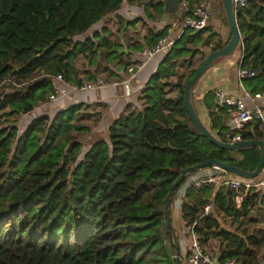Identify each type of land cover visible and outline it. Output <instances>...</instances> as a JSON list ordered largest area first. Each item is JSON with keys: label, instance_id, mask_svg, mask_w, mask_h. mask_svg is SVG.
Listing matches in <instances>:
<instances>
[{"label": "trees", "instance_id": "16d2710c", "mask_svg": "<svg viewBox=\"0 0 264 264\" xmlns=\"http://www.w3.org/2000/svg\"><path fill=\"white\" fill-rule=\"evenodd\" d=\"M181 1L192 6L201 0ZM122 4L123 0H0V264H175L172 248L168 252L164 246L168 237L177 243L172 226L169 233L166 224L165 199L181 172L206 160L248 172L257 165V148L218 149L192 125L183 108V88L196 69L183 84L181 77L175 84L168 82L177 75L178 61L191 58L192 48L209 43L214 35L208 27L180 37L142 90L141 110L118 118L108 128L107 139L94 142L87 151L68 135L79 131L72 122L76 107L52 120H33L18 133L17 122L10 118L38 107L52 92V77L62 75L80 85L74 60L113 50L114 43L99 31L78 43L73 39L119 12ZM141 7L150 21L149 9L157 21L164 17L161 0ZM236 20L240 68L257 73L241 83L255 95L264 92V0H248ZM166 29L150 31L147 47L164 37ZM222 47L216 45L210 52ZM139 49L134 47V53ZM120 64L129 66L127 61ZM35 73L46 77L28 84ZM11 78L26 85L3 90L1 84ZM167 88L179 89V95L167 98ZM212 99L213 95L204 99L210 122L205 127L226 142V116L212 111ZM258 128L259 123H250L238 135L242 141H262ZM241 194L230 188L188 193L181 219L185 230L195 223L203 247L210 239L219 241L217 261L263 264L264 229L249 216L256 212L264 223V188L249 190L237 208L235 197ZM207 204L210 212L200 218ZM219 218L251 229H224Z\"/></svg>", "mask_w": 264, "mask_h": 264}, {"label": "crops", "instance_id": "0c3cea01", "mask_svg": "<svg viewBox=\"0 0 264 264\" xmlns=\"http://www.w3.org/2000/svg\"><path fill=\"white\" fill-rule=\"evenodd\" d=\"M133 9L135 10L136 15L130 18L129 14L134 11ZM136 10H138L136 7H131L130 5L123 3L119 12L115 14L116 17L112 18L113 20L121 21L122 24H124V27L122 26V30L127 29L129 31L131 29L134 34L139 35L138 38L128 44L122 43L121 41L117 48H113V50H109L107 52L101 50L94 59L87 58L91 62L89 64H86V61L84 60L82 64H84V62L85 64L81 67L74 66L76 78L81 82L80 85L94 81L95 79H102L106 83V86L94 92H81L73 91L69 88L68 85H78L76 83L67 82L65 79L64 80L67 84L56 82V85L62 91L63 96L57 104L48 108L42 107L41 110L35 108L32 112L27 114L29 116L32 114V117H29V119L25 122L26 127L33 120L41 117H46L49 120H52L58 113L64 112L72 107H76L77 110L76 115L74 116V121L79 123L84 122L83 125L77 126V129L84 134L85 140L81 141L80 143L82 148L87 146L83 150V152H85L94 142L107 139L108 128L118 118L125 116L129 111L134 109L141 110L142 90L145 88L149 78L155 74L158 65L166 55H156L151 61L145 64L142 70L137 73L136 77L129 83H125L126 79H128L126 69L135 66L138 62V59L134 57V47L140 46L141 48H146V38L148 35H150V31L156 32L163 30L164 28L169 27V25L164 17L159 22L155 20L157 21L156 23L155 21L147 22L148 19L142 15L143 13L141 11L136 12ZM133 21H137L134 23L135 27H133L137 28V31H133L132 28L128 27V25L134 26V24H131ZM100 22L97 23V28L101 25L103 26L105 21ZM144 23H153L158 27H156V29L151 26L146 27L144 26ZM141 26H144L146 30L144 29L139 32ZM93 27L88 33L84 34L86 37L91 36L92 32L97 31H93ZM98 31L100 32V30ZM215 31L221 34V45L225 46L230 39L229 28L222 26ZM100 33L103 36V32ZM76 38H74L73 41ZM210 50H204L206 52L205 54L210 53ZM112 51L116 52V56H106V53L110 54ZM102 54H104V59H102ZM235 54L236 53H234L229 59H225L221 62H216L213 64L202 75L196 84L198 94V110H196V112L205 125L210 126V122L208 119L207 109L204 106V99L211 94L213 95V91L215 89H221L231 97H244V93L246 91L243 88L241 81H239L237 77L242 50L239 49L237 55ZM122 61L129 62V66L125 68L122 64H120ZM202 61H200L197 68L200 66ZM98 67L101 69H98ZM98 70L101 71L100 74L96 72ZM92 74L93 79H90ZM244 103L248 109L253 107L250 101L246 99H244ZM256 105L259 107H264V99L257 101ZM172 213L174 219L177 222V229L174 232V237L182 241L180 238V232L183 233V231L186 230L181 219V213L174 211L171 207V219Z\"/></svg>", "mask_w": 264, "mask_h": 264}, {"label": "built area", "instance_id": "2783aa9c", "mask_svg": "<svg viewBox=\"0 0 264 264\" xmlns=\"http://www.w3.org/2000/svg\"><path fill=\"white\" fill-rule=\"evenodd\" d=\"M212 0H201L192 6L181 1L180 9L183 13V20L181 23L173 22L169 27H166V35L159 38L152 47H146L137 50L134 53V57L138 59L135 66L127 68L126 74L128 79L125 83H129L133 80L137 73H139L146 63L151 61L156 55H167L180 37L185 33L199 34L203 32L209 23L210 17V2ZM233 13L236 16L238 11L244 9L248 3V0H231ZM180 24V25H178ZM180 26V31L176 36L174 33ZM242 60V55L240 63ZM257 75L254 71H242L239 64L237 77L239 81L243 78L255 77ZM52 92L41 103L42 107H50L58 103L63 96L62 91L56 85V82H62L67 84L62 75L52 77ZM31 82H34L31 81ZM7 83L16 87H23L26 83H15L11 78L5 80L1 85ZM73 91L81 92H93L106 86V83L102 79H95L94 81L83 83L81 85H68ZM244 99L250 101L253 105L251 109H248L244 103ZM264 99V92L251 95L248 92L244 93L243 98L228 96L221 89H215L213 91L212 99V111L219 116H226L225 127L227 128V134L225 136L226 142L236 143L242 142L238 133L248 124L257 122L259 123V131L264 134V107H259L256 102ZM264 142V139L262 140ZM260 180L255 182L253 180H238L229 179L228 173L218 166H210L201 169L191 174L185 182L176 190L171 207L173 210L180 212L186 194L200 191L205 188H215L216 190L230 188L232 190H238L242 194L235 197L236 207L239 208L242 198L249 190L264 188V164L260 170ZM211 204H207L202 211L200 218L207 216L210 212ZM195 223L186 230L187 241V255L184 257L185 264H236L234 261L219 262L212 259L204 250L200 243L199 238L194 232ZM264 264V263H263Z\"/></svg>", "mask_w": 264, "mask_h": 264}, {"label": "rangeland", "instance_id": "374dc122", "mask_svg": "<svg viewBox=\"0 0 264 264\" xmlns=\"http://www.w3.org/2000/svg\"><path fill=\"white\" fill-rule=\"evenodd\" d=\"M153 1L156 2V1H159V0H123V3L124 4H128L131 7L132 6L133 7H136L138 9V10H136V12L137 11H141L143 13V10H142V7L141 6L144 3L147 4L148 2H153ZM161 1H163V0H161ZM148 11L150 12V14L153 17V21L152 22H154L155 20H157L156 14L154 12H152L150 9ZM135 15H136L135 10L132 13L129 14L130 18L134 17ZM142 15L144 16V14H142ZM112 17H116V15L113 14L110 17L104 18L102 20V21H105L103 23L104 28H103L102 25L97 28V25L98 24H96L93 27L94 28L93 31L94 30H97V31L100 30V32H101L102 29H105L107 32L106 33H103V36L106 37L107 39H109L111 42L114 43V48H117L118 47V44L121 43V41H122V43L128 44V43L134 41L136 38L139 37V35L138 34H134L131 31V29L129 31L127 29L126 30L125 29L122 30V26L124 27V24H122L121 21L113 20ZM164 18L167 21V23H168L169 26L173 23V19L169 15L164 14ZM136 22L137 21H133V23H131V24H134ZM147 22H151V21H148L147 20ZM156 22L157 21H155V23ZM178 25H180V24H178ZM144 26H146V27L147 26L148 27L151 26L154 29H156V27H158L157 25H155L153 23H144ZM144 26H141V28L139 29V32L141 30H144L145 29ZM222 26L228 28L226 19L223 16L222 0H212L210 2V17H209L208 28H209V34L211 33L214 36L209 40V43L206 46L199 45L195 49L192 48L193 51H195V52L193 53V55H192L191 58H188L187 57L184 60L178 61L179 62V67L177 69V75L175 77L170 78L168 80V82H171L172 84H175L176 81H177V78L178 77H181V81H182L181 83L183 84L184 81H186L188 79V77L191 75L192 70L193 69H196L197 66L199 65L200 61H202V60L205 59V58L202 59L203 58L202 55L204 53H206L204 50H206V49L210 50L212 47H214L216 45H221V43H222L221 34H219L218 32H216L215 30H218ZM128 27L129 28H132L133 31H137L136 30L137 28H133V27H135V24H134V26L133 25H131V26L128 25ZM179 31H180V26H178L177 31L174 33V36H176ZM187 33H189V32H187ZM104 34H107V35H104ZM85 37H86V35L79 36V37H77L73 41V43H78L79 41L81 42V41L84 40ZM206 37L207 36L205 34L203 36L202 40H205ZM238 52H239V48L235 51V53H236L235 55H237ZM102 59H104V54H102ZM84 60L86 61V64L91 63L89 59L83 58L82 56H80V57H78V58H76L74 60V66L81 67L82 65L85 64V62H84V64H82ZM223 60H225V58L220 59L217 62H221ZM99 68L100 67H98V69ZM96 72H98V74H100L101 71L98 70ZM44 77H46V76H43V74H41V73H35V74L32 75V78L28 82V84L38 83L40 80L45 79ZM13 80L15 81V79H13ZM33 80H34V82H31ZM196 84L192 88L191 97H192V103L194 105L195 110H198V105H197V97H198V94H197ZM7 85H9V84L4 83L1 86V87H3V90H5L4 88L7 87ZM95 91H97V90H95ZM165 91L167 93V95H166L167 98H171L172 99V98H175L177 95H179V89H177V88H167V89H165ZM5 92H7V90ZM39 106L36 107V108H38V110H41V108H42L41 104ZM45 108H48V107H45ZM26 116L12 117V118H10L11 121H16L17 122L18 133L19 134L25 131V128H26L25 122L29 119V117H32V114L30 116L29 115H26ZM72 122L74 123V125L76 127L77 126H81V125L84 124V122L79 123V122L74 121V120ZM205 126H207V128H209V125H205ZM68 135L72 139H74L76 141H79V142L85 140L84 134L81 133V131H78V132L77 131H72V132H69ZM85 147H87V146H84L82 148V151L85 149ZM228 178L229 179H235L236 177H234L231 174H228ZM259 180H260V176H258L257 178L254 179L255 182H257ZM198 193H199V191H194V192H191L190 194L197 195ZM183 202H185V200ZM171 203H172V201H171ZM249 218L250 219H254V220H258L259 221V223L257 224L258 227L264 229V223H263V221H262V219L260 217V214H258L256 212H251ZM219 222H220V225H221L222 228L227 229V230H231V231H234L236 228H238L239 230H242V229L250 230L251 229V226L248 227L247 225H238L237 223H234V222H232L229 219L219 218ZM171 226H172L173 232H175L176 229H177V222L174 219L173 213H172V219H171ZM180 231H181V229H180ZM187 236L188 235H187L186 231H183V233L180 232V238L182 239V241L179 240L178 238H176L177 245L179 246L180 261H181L180 264H185L184 257L187 255V252H188L187 251V246L189 244V241H186ZM164 240H165L164 241V246L168 249V252H169L170 247H171V244H172V239L168 237V238H166ZM184 241H186V242H184ZM203 248H204L205 252L212 259H216V258L219 257V250L221 248V244L219 243V241L217 239L213 238V239H210L207 242H205ZM261 254L264 255V250H262Z\"/></svg>", "mask_w": 264, "mask_h": 264}, {"label": "water", "instance_id": "95a60500", "mask_svg": "<svg viewBox=\"0 0 264 264\" xmlns=\"http://www.w3.org/2000/svg\"><path fill=\"white\" fill-rule=\"evenodd\" d=\"M163 3L164 13L169 15L174 20L173 22L181 23L183 20V13L180 9L181 0H163ZM222 9L230 31V39L227 44L221 49L208 53V55L202 61L200 66L196 69L191 79L186 83L183 88V108L194 128L203 138L207 140L209 144L215 146L218 149L228 152H235L241 149L255 147L258 150V162L252 172L243 171L230 165L222 164L216 160H206L183 170L174 182V184L170 187L165 199L166 224L169 229V233L171 232V201L173 194H175L176 190L183 184V182H185V180L191 174L210 166H218L221 169L225 170L228 174L233 175L234 177L243 180H253L259 176L261 167L264 164L263 141H242L236 143H228L217 140L205 127L192 103V88L202 77V75L218 60L223 58H230L235 53V51L241 46V38L237 27L236 16L234 15L232 9V1L222 0ZM37 51L38 50H36V52ZM171 248L174 253L175 264H180V253L177 243L174 240H172Z\"/></svg>", "mask_w": 264, "mask_h": 264}]
</instances>
